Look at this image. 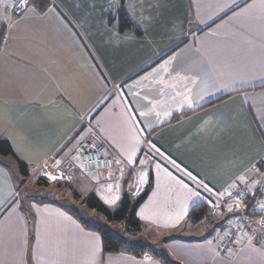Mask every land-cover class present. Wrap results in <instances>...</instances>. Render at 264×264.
Masks as SVG:
<instances>
[{
    "label": "crops",
    "instance_id": "1",
    "mask_svg": "<svg viewBox=\"0 0 264 264\" xmlns=\"http://www.w3.org/2000/svg\"><path fill=\"white\" fill-rule=\"evenodd\" d=\"M47 1L43 9L30 3L17 17L1 10L7 18L0 15V66L15 73L14 65H25L29 73L7 77L0 68V139L30 172L74 151L90 134L81 120L92 121L108 153L126 167L118 183L102 178L100 200L123 192L135 198L151 186L136 210L142 231L134 238L166 246L179 264H221L207 252L195 258L174 249L204 224L189 223L190 209L203 204L212 211L200 181L225 197L238 177L251 180L254 165L264 164V0H124L121 8L119 0ZM119 12L132 29L119 30ZM14 166L0 158V264H163L146 254H104L97 232L55 204L20 195ZM227 210L213 224L221 230V259ZM225 260L264 264V246L240 238Z\"/></svg>",
    "mask_w": 264,
    "mask_h": 264
},
{
    "label": "trees",
    "instance_id": "2",
    "mask_svg": "<svg viewBox=\"0 0 264 264\" xmlns=\"http://www.w3.org/2000/svg\"><path fill=\"white\" fill-rule=\"evenodd\" d=\"M37 1L38 2H36V0H32V2H36L39 5L40 9H43L49 4V1L47 0ZM119 1V6L121 8L124 0ZM118 19L120 22L119 30L121 32L132 29L131 23L124 15H122V12H119ZM67 143L70 145L73 142L69 141ZM7 157L11 158L14 165L17 166L20 178L26 179L29 176L27 166L17 160L8 141L0 139V158L4 159ZM44 185H47L46 182L40 179V186ZM55 188L57 189L56 191L68 188L71 192H73V196L76 199L81 198V196L67 184H56ZM150 189L151 186L147 187L135 198H132L125 192L121 193L114 209L107 207L94 192H90L87 196L83 197L80 201V206L95 213L97 216L102 217L106 224L96 222V219L93 220L92 218H88L83 215V212L75 208L74 204L65 200H60L59 197L56 196L58 192L53 191V196L44 195L42 197H39L41 193H34L30 196V198L39 204H55L73 216L84 228L97 232L100 236L101 247L104 254H118L126 252L135 257H141L146 254L160 260L163 264H179L169 257V255L159 245H151L143 240H137L134 238L142 231V224L136 217V210L147 197ZM211 212L212 211H210L207 206L197 204L190 209L187 214V219L191 225H199V223L213 216ZM112 224H118L119 227H121V232L112 228Z\"/></svg>",
    "mask_w": 264,
    "mask_h": 264
},
{
    "label": "built area",
    "instance_id": "3",
    "mask_svg": "<svg viewBox=\"0 0 264 264\" xmlns=\"http://www.w3.org/2000/svg\"><path fill=\"white\" fill-rule=\"evenodd\" d=\"M5 12L12 16H20L26 8L19 7V0H6ZM32 0H28L30 4ZM90 132L86 140L75 142L77 151L74 152V158L80 159L85 173L88 172H108L111 181L119 182L126 172V167L117 159L108 153L107 145L97 136L99 129L92 121L81 123ZM58 174H61L58 172ZM68 179L66 178V181ZM252 181H259L253 187ZM221 197L218 193H210L209 198L214 203L213 212L219 213L222 208L233 206V210H227V217L222 221L221 226L224 231L219 240V253L222 257L230 256L237 248L240 238L248 239L252 237L254 242L264 246V209L260 208L264 204V164L259 170V174L248 180L247 184H240L236 189L228 191ZM242 194V195H241ZM239 198L240 207L237 209L235 204ZM222 205L216 207V205ZM230 232L231 235L226 233Z\"/></svg>",
    "mask_w": 264,
    "mask_h": 264
},
{
    "label": "rangeland",
    "instance_id": "4",
    "mask_svg": "<svg viewBox=\"0 0 264 264\" xmlns=\"http://www.w3.org/2000/svg\"><path fill=\"white\" fill-rule=\"evenodd\" d=\"M72 1V0H71ZM72 5V3H70ZM120 4V1H119ZM4 9V2L0 0V15L3 17L5 14L2 13ZM2 10V11H1ZM7 18V16H5ZM3 22V20L0 18V24ZM67 26L69 28V25L67 23ZM120 26V23H119ZM65 30L60 31L61 33H65ZM66 36V33H65ZM130 62H133V59L130 60ZM128 60L125 62V64L130 63ZM3 66H5L3 64ZM6 67V66H5ZM25 65L21 66H16L14 65V70L16 72L21 71L24 75L29 73V67L24 68ZM0 68L3 70H9L5 73L7 77H10L11 75H14V71L10 70L11 68ZM9 82H2V84H8ZM83 121L86 123L87 120H81V123ZM80 123V124H81ZM99 128V127H98ZM71 149V148H70ZM69 150L68 154L65 155V157L59 158V166H57V163L55 161H49L47 163H43L41 166L38 168L32 170L29 172V176L26 179H19V189L18 192L20 191V195H25V196H30L33 195L34 193L39 194V197L48 195V196H53L54 192H58L56 196L59 197L60 200L62 201H67L71 204H74L75 208L83 212V215L87 216L88 218H92L93 220L96 219V222H101L103 224H106V222L103 220L102 217L97 216L95 213L86 210L84 207L80 206V201L82 200L83 197L87 196L90 192H94L96 194V186L100 185L102 178H109L111 180L110 174L108 172H88L83 171L85 170V167H83L80 159L74 158L73 154L75 151H77V147H75V150L72 151ZM58 156V155H57ZM28 157V156H27ZM64 158V160H63ZM121 164H123L118 158H116ZM18 160V159H17ZM63 160V161H62ZM76 165L77 168H73V166ZM124 165V164H123ZM125 167V166H124ZM14 171H17V166H14ZM79 170V172H78ZM61 173V174H58ZM57 176L58 179L52 180L50 179L51 176ZM94 177L96 185H93L92 182H90L89 177ZM62 177V178H60ZM66 178L68 179L66 181ZM123 178V177H122ZM40 179L44 180L46 182V186H40ZM121 181V180H120ZM118 183V182H117ZM56 184H67L73 190H75L80 196V199H76L73 196V192H71L68 188H63L61 190L56 191L57 189L55 188ZM54 191V192H53ZM97 195V194H96ZM98 197V195H97ZM99 198V197H98ZM100 199V198H99ZM106 205V204H105ZM107 207H109L107 205ZM115 206L109 207L110 209H114ZM217 215L216 213H213V217L206 219L204 221V224L200 227H198V231L196 232V235H193V241H184V244L181 249H174V254L175 255H182V256H188V257H195L197 258L198 255H203L205 256V253H209L211 256V261L216 259L218 263L221 264H229L228 261L225 259L227 257H223L222 259L217 257L216 253V240L218 241L220 237V232L215 225V221L217 220ZM112 228L116 229L117 231L121 232V227H119L118 224H112ZM201 235H204L201 237ZM218 238V239H217ZM192 239V238H190ZM180 241V242H179ZM171 242L173 244H181L183 240L173 238L171 239ZM159 245V244H158ZM161 247V245H159ZM173 248H176L172 245ZM162 248V247H161ZM172 248V249H173ZM219 248V247H218ZM165 252L168 250V248L165 246L162 248ZM183 249H188V252H183ZM169 251V250H168ZM183 252V253H182ZM213 252V255H212Z\"/></svg>",
    "mask_w": 264,
    "mask_h": 264
},
{
    "label": "snow or ice",
    "instance_id": "5",
    "mask_svg": "<svg viewBox=\"0 0 264 264\" xmlns=\"http://www.w3.org/2000/svg\"><path fill=\"white\" fill-rule=\"evenodd\" d=\"M233 3H235V0H233ZM19 7H21V8H29L30 6H29V4H28V0H19ZM31 11L35 12L36 9L33 7V8H31ZM202 99H203V97H202ZM187 107H188V108H192L193 105H192V104H188ZM140 115H144V114L141 113ZM157 115H159V114H157ZM168 115H171V113H169ZM152 147L155 148V145H153ZM135 151H136V150L133 149L132 153L129 154V157H128L129 163L132 162V157H133V155L135 154ZM158 151H159V150L157 149V152H158ZM261 162L264 163V161H261ZM56 163H57V166H59V163H60V162L57 161ZM117 163H119V161H117ZM141 163H143V161H141ZM158 166H159V165H158ZM254 170H255L256 174L258 175V174H259V168L256 167V166L254 165ZM168 175L170 176L171 173H168ZM187 175H188L192 180H196V177L193 176V174H192L191 172H187ZM60 178H62V177H60ZM146 178H147V174H146V173H142L141 176H140V178H139V179H140V182H144V181L146 180ZM50 179H52V180H56V179H58V177L53 175V176L50 177ZM238 182H239V184H247V183H248V177H247V176H240V177H238ZM178 183L181 184L182 187H183L184 189H188L189 192H190L192 195L199 197V195H200L199 191L190 188L189 185H188L187 183H184L182 180L178 181ZM200 183L202 184V186H203L208 192H210V193L213 192V189L210 188L207 184L203 183V181H200ZM252 183H253V187H255V185H256L257 183H259V181H252ZM116 187L118 188L119 185H117ZM231 187H232V188H236L237 185H236V184H233ZM112 191H113L112 185H109L108 188H107V192H108V193H111ZM219 195H220L221 197H223L225 194H224V193H220ZM227 195H228L229 197H231V196H232V192H228ZM241 195H242V194H241ZM118 199H119V196L112 195V196H109L108 198H106V199L104 200V202H105L106 204H114ZM208 202H209L210 204L213 203L211 200H209ZM221 206H222V205H219V204L216 205V207H221ZM235 207H236L237 209L240 207V204H239V198L237 199V203L235 204ZM260 208H261V209H264V204H261V205H260ZM232 210H233V206H232V205H229V206H228V211L231 212ZM186 212H187V207H186V206L182 207V208L180 209V211L177 212V213L174 215V217L171 218V220H172L171 226L175 227V226L180 222V220L182 219V217L186 214ZM166 224H167V222H166ZM226 234H227V235H231L230 232H228V233H226ZM248 240H249V244L251 245V244H252V237L249 236V237H248ZM94 255H95V253H93V257H94Z\"/></svg>",
    "mask_w": 264,
    "mask_h": 264
}]
</instances>
